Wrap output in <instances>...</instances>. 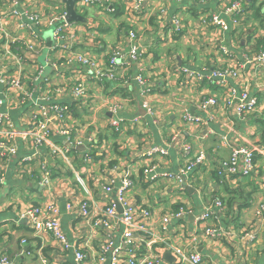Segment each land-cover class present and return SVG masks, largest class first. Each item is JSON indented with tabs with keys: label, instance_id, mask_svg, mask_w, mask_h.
Masks as SVG:
<instances>
[{
	"label": "crops",
	"instance_id": "crops-1",
	"mask_svg": "<svg viewBox=\"0 0 264 264\" xmlns=\"http://www.w3.org/2000/svg\"><path fill=\"white\" fill-rule=\"evenodd\" d=\"M62 1L0 0V79L19 80L5 95L15 128L30 125L29 117L40 106L37 100L67 105L63 125L70 130L68 138L52 137L53 142L62 140L55 144L68 163L21 137L17 164L0 161V258L9 264H76L74 249L79 248L87 255L86 264H110L104 248L111 243L122 249L123 261L135 257V264H174L176 257L166 247L198 253L202 264H264V214L254 215L264 202V68L242 67L264 49V0H145L137 14L126 11L124 0H80L75 11L83 21L68 23L56 46L58 23L51 22L65 13ZM234 3L241 9L237 24L223 32L210 17ZM35 15L38 25L28 17ZM176 16L179 33L173 32ZM131 30L137 33L141 60H129L113 79L95 80L90 67L77 62L82 57L106 66L114 50H128ZM221 69L237 76L224 81L208 77ZM137 74L148 89L146 96L134 79ZM80 83L85 97L75 101L72 90ZM232 89L234 101L229 99ZM243 90L257 104L239 115L237 97ZM209 96L217 105L200 111V101ZM186 114L200 121L189 123ZM184 145L191 148L189 159L202 152L205 160L181 179L188 162L182 156ZM155 147L166 154L148 156ZM232 147L257 150L247 177L225 172ZM43 167L51 174L45 189L39 186ZM123 179L133 183L125 201L149 211L148 219L138 216L137 221L146 222L159 241L134 235L127 247L121 243V224L112 229L94 225L101 210L115 205ZM108 186L111 193L105 191ZM84 201L89 214L83 218L78 210ZM216 201L221 211L201 220ZM51 203L58 207L67 249L48 234L35 236L23 216L26 208ZM180 209L182 217L163 222ZM207 229L219 235L210 238ZM101 256L107 260L99 262Z\"/></svg>",
	"mask_w": 264,
	"mask_h": 264
},
{
	"label": "built area",
	"instance_id": "built-area-1",
	"mask_svg": "<svg viewBox=\"0 0 264 264\" xmlns=\"http://www.w3.org/2000/svg\"><path fill=\"white\" fill-rule=\"evenodd\" d=\"M87 3L93 2V0H85ZM145 0H124L126 5V11L131 14L139 13L141 6ZM178 4L187 0H175ZM239 3H234L230 6L225 7L222 11L213 13L210 17V21L213 25L218 27L221 31L227 32L230 31L232 26L237 24L236 14L240 12ZM66 13L61 14L59 17L53 19V22L57 21L58 24L55 25L53 30V39L56 46L59 45L60 40L62 39L63 32L65 27L68 25V22L65 20ZM32 23L36 25L39 24L38 17L35 15L33 17L28 16ZM231 18V19H230ZM233 18V19H232ZM173 32L179 33L181 29L180 19L176 16L173 19ZM1 30V26H0ZM128 38V50L124 53L114 50L111 53V56L108 59L106 66L101 65L96 61L90 59L79 57L77 62L81 65H86L94 73L95 80H102L105 78H112L119 70L125 69L128 66V61H140V49L137 42V33L136 31H129L127 34ZM32 50L33 47L29 46ZM226 52V51H224ZM250 69H256L259 66L264 68V49L259 51L256 56L251 58H246L243 61L242 67ZM186 72V70H185ZM190 75H194L190 72ZM237 76V73L228 69H221L213 71L209 74L210 79L214 80H225L228 77ZM113 79V78H112ZM141 85V94L146 96L148 94V89L143 86L144 81L143 77L140 74H137L134 78ZM19 84V80L7 81L0 79V85L2 86V95L5 99V95L9 94L15 86ZM85 87L82 83L76 84L73 87L72 95L75 101L82 100L85 97ZM236 91L234 89L230 90L229 99L230 101L235 100ZM237 112L239 115L247 114L253 111L256 107L257 100L256 98L249 99L247 91L243 90L240 92L237 97ZM44 102V101H41ZM217 99L214 97H205L199 103V110L205 111L207 107H215L217 105ZM0 100V106L1 104ZM36 103V102H35ZM46 103V102H44ZM229 105V101H226ZM37 104V103H36ZM37 110L34 111L29 117L30 125L26 129L17 130L13 124V121L9 114L0 113V161L7 162L10 161L11 157L17 154V139H21L30 142V144L35 147H48L51 153L55 156H59L65 162L68 163L65 151L57 144L52 141V137H66L70 136V130L63 125L66 116L69 113V109L65 105L60 104H37ZM110 110H115V106L109 108ZM185 119L189 123H198L200 118L189 116L186 114ZM257 152L255 148L248 147H232L229 155V159L225 163V172L228 176H242L247 177L252 169L254 168V153ZM166 151L164 149L155 147L148 152V156L155 157L158 155H164ZM191 154V148L189 145H184L182 149L183 158L188 161L187 164L181 169L180 176L181 179L188 175L190 170L195 166L203 164L205 160V155L200 152L198 153L193 160L189 159ZM71 168V165H69ZM153 170H145L147 174L151 173ZM39 178V186L41 189L48 188L51 184V174L50 172L43 167L42 173ZM77 181L81 184L80 177L76 175ZM4 183V175L0 173V186ZM86 195L89 196L87 189L81 184ZM133 186L132 181L129 179H123L121 185L115 190L117 202L122 207V213L119 214L116 211L115 205H110L104 208L99 212L98 217L95 219L94 225L96 227H102L107 229H112L116 224H121L123 231L121 235V243L124 246L130 247L133 243L134 235H140L142 238L145 237L151 241H159L157 235L151 231L146 222L138 223L137 218L141 216L143 219H148L150 213L147 209H141L137 207H130L125 201L124 194L126 190ZM107 193L112 192V186L105 188ZM222 204L220 201L214 203V208L207 209V211L200 217L201 220L206 219L210 212L213 210L218 212L221 211ZM78 213L83 218L88 216L89 207L87 202H83L78 210ZM183 210H179L176 213H171L163 219V222H168L169 217L180 218L184 215ZM264 214V202H261L258 207L255 209L254 215L261 216ZM23 216L27 220L28 224L34 231V235L39 237L41 234L50 235L56 242H58L63 249H67L69 246L65 235L62 232L60 225V217L58 207L54 204H47L43 206H31L26 208L23 211ZM205 235L210 238H215L219 234L214 229H207ZM172 254L176 257L174 264H202V258L198 253H184L174 247H166ZM122 251L120 247H112L111 243L104 248V252L109 253L108 260L110 264H135L136 258L131 257L123 261V257L119 254ZM74 260L76 264H86L87 255L81 251V249H74ZM99 262H104L107 259L104 256H101ZM0 264H9V261L2 257L0 258ZM150 264V263H149Z\"/></svg>",
	"mask_w": 264,
	"mask_h": 264
},
{
	"label": "water",
	"instance_id": "water-1",
	"mask_svg": "<svg viewBox=\"0 0 264 264\" xmlns=\"http://www.w3.org/2000/svg\"><path fill=\"white\" fill-rule=\"evenodd\" d=\"M79 1L80 0H63L62 1V3L65 5V13H66L65 20H66V22L72 23V22L83 21V18L80 15H78L77 12L75 11V4ZM2 89L3 88L0 85V93L2 92ZM0 100L2 102L1 103L2 105L0 106V113L1 114H9V111L6 108L5 99L2 95L0 96ZM35 102L37 104H46L44 102L37 101V100H35ZM56 140H57V142H54V143H63L62 140H58V139H56ZM65 145H68V143H65ZM19 160H20V156L18 153L16 155L12 156L10 161H9L10 167H14ZM115 196H116V191H115ZM65 206H66L65 202L63 201L61 204V207L65 208ZM115 207H116V211L119 214H121L123 210H122V207L120 206V204L117 202V198H115ZM62 213H63V211H62Z\"/></svg>",
	"mask_w": 264,
	"mask_h": 264
},
{
	"label": "trees",
	"instance_id": "trees-1",
	"mask_svg": "<svg viewBox=\"0 0 264 264\" xmlns=\"http://www.w3.org/2000/svg\"><path fill=\"white\" fill-rule=\"evenodd\" d=\"M67 106V105H66ZM68 107V106H67ZM68 109H69V107H68Z\"/></svg>",
	"mask_w": 264,
	"mask_h": 264
}]
</instances>
